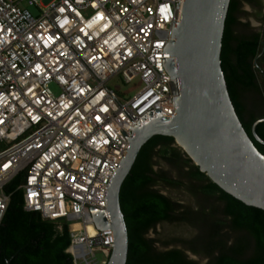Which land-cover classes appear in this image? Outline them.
<instances>
[{
    "label": "built area",
    "instance_id": "2783aa9c",
    "mask_svg": "<svg viewBox=\"0 0 264 264\" xmlns=\"http://www.w3.org/2000/svg\"><path fill=\"white\" fill-rule=\"evenodd\" d=\"M42 1L0 0V223L3 188L23 174L25 210L76 222L68 252L91 264L114 243L89 207L106 210L104 189L128 146L121 131L130 138L147 113H175L162 52L184 0ZM115 78L133 88L122 94Z\"/></svg>",
    "mask_w": 264,
    "mask_h": 264
},
{
    "label": "trees",
    "instance_id": "16d2710c",
    "mask_svg": "<svg viewBox=\"0 0 264 264\" xmlns=\"http://www.w3.org/2000/svg\"><path fill=\"white\" fill-rule=\"evenodd\" d=\"M259 1L230 0L220 60L235 111L264 155V145L250 132L257 118L245 123L238 101L241 93L264 100V17L259 33L245 31L249 24L239 20L242 3L260 6ZM256 133L264 141V123ZM22 182L19 174L3 188L9 202L0 223V264H75L68 252L69 222L25 210ZM158 187L181 190L187 200H173ZM119 201L128 231L126 264H264V211L220 190L172 138L155 136L141 148ZM164 225L176 228L177 234L161 236L157 227ZM151 232L157 238H149Z\"/></svg>",
    "mask_w": 264,
    "mask_h": 264
},
{
    "label": "water",
    "instance_id": "95a60500",
    "mask_svg": "<svg viewBox=\"0 0 264 264\" xmlns=\"http://www.w3.org/2000/svg\"><path fill=\"white\" fill-rule=\"evenodd\" d=\"M229 4L230 0H184L179 20L173 22L171 41L162 52L175 113L170 116L154 110L133 123L130 138L121 131L128 146L104 189L106 210L89 207L95 228L113 232L114 243L105 264H126L128 231L120 189L141 148L155 136L172 138L220 190L264 211V155L235 111L221 68ZM261 123L264 118L255 121L251 131L252 138L264 145L256 134Z\"/></svg>",
    "mask_w": 264,
    "mask_h": 264
},
{
    "label": "rangeland",
    "instance_id": "374dc122",
    "mask_svg": "<svg viewBox=\"0 0 264 264\" xmlns=\"http://www.w3.org/2000/svg\"><path fill=\"white\" fill-rule=\"evenodd\" d=\"M52 0H43L40 2L42 6H47ZM260 6L255 5H249V4H242L241 5V14L239 16L240 22L244 24H249V28H247L245 31L252 33H259L262 31L263 28V21L262 18L264 17V0H260ZM23 8H27L30 13L37 17L39 15V10L35 6H28L26 2L22 5ZM241 30V29H240ZM239 30V31H240ZM111 86L115 85H121V93H127L130 91L133 87L131 86H125L120 78H115L113 81L110 82ZM55 93H58L59 91L57 89H54ZM120 95L122 99H128L129 97L133 96L134 92L127 94V95ZM166 171H170L168 167H164ZM174 173H172V176ZM158 190H160L164 195L169 196L173 200H177L180 202H184L187 200V195L181 191V190H170V189H163L162 187H158ZM69 225L72 230H80L81 227L76 222H69ZM177 229L170 225H164L157 227V232L161 234L163 237L171 236L172 234H177ZM180 234V233H179ZM149 238H157L156 234L154 232H151L148 236ZM159 247V246H158ZM195 259L194 257H192ZM91 264H102L101 262L107 261L105 256L101 252H95L90 257ZM203 264H205V261H202Z\"/></svg>",
    "mask_w": 264,
    "mask_h": 264
},
{
    "label": "flooded vegetation",
    "instance_id": "af4514ba",
    "mask_svg": "<svg viewBox=\"0 0 264 264\" xmlns=\"http://www.w3.org/2000/svg\"><path fill=\"white\" fill-rule=\"evenodd\" d=\"M259 71H261V73L263 72L262 69H259ZM238 101L241 108L240 114L245 123H249L253 118H257V120L264 118V100H262L259 95L250 96L241 93L238 96ZM250 132L252 136V131Z\"/></svg>",
    "mask_w": 264,
    "mask_h": 264
},
{
    "label": "bare ground",
    "instance_id": "6f19581e",
    "mask_svg": "<svg viewBox=\"0 0 264 264\" xmlns=\"http://www.w3.org/2000/svg\"><path fill=\"white\" fill-rule=\"evenodd\" d=\"M89 232H91V233L93 232V230H92V228H91V227H89Z\"/></svg>",
    "mask_w": 264,
    "mask_h": 264
}]
</instances>
